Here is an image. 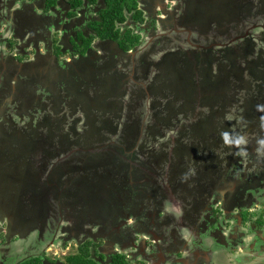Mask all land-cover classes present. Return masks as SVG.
<instances>
[{"label":"rangeland","instance_id":"rangeland-1","mask_svg":"<svg viewBox=\"0 0 264 264\" xmlns=\"http://www.w3.org/2000/svg\"><path fill=\"white\" fill-rule=\"evenodd\" d=\"M16 1L18 5L19 1ZM214 1L217 5L218 2L238 4L237 11L246 7L245 12H242V17L230 22L229 32L232 37L215 43L219 31L226 30L218 24H214L215 32L210 35L208 40L206 37V41L210 40L211 43H214L208 47L200 41V37H196L197 39L192 43L186 41V35L173 40L172 37L176 35L174 33L169 37L157 38L152 44L149 43V40L145 41L148 50L144 55L141 53L143 49L140 48L134 50V56L129 53L123 59H117L118 57L115 56L116 59L111 61L113 66L106 68V77H102L101 73L98 74L97 84L93 78L86 77L85 79L83 75V77L76 76L74 83H83L84 88L93 92L89 98L97 100L94 108L90 102L93 104L95 101H88L84 102L79 110L77 109L78 115L75 117H79V122L83 126L81 130L77 133L71 131L67 136L60 137V135L64 136L65 132H61L62 127L72 123L73 99L70 97L69 91L63 95L61 91L64 88L56 84L66 83L65 86H67L73 82L74 73L76 75L79 73L75 70L72 72L73 65L63 62V58L59 59L63 56L62 48L59 55L56 54L58 51L55 52V46L43 51L45 41L40 42V40L45 38L49 41V26L46 25V19L41 18L44 10L41 12L36 8L32 11L31 7H26L15 13L17 6L10 5L15 0H0V31H4V24L7 23L6 16L10 13L11 20L14 18L16 22H21L28 33L25 40L26 47L22 46L19 51H26L24 48L34 50V53L28 54L14 51L18 43L22 45L24 43L16 38L13 39L12 36L14 45L9 43L6 44V48L4 47L5 50L9 51L10 49L11 52L6 55L4 52L1 55L5 56L6 60L0 59V158L4 159V164H6L4 169L15 170L14 163L9 162L6 146L10 145V149L17 147L16 144L20 141L18 138L22 136L25 138L23 144L25 152H28L22 158L23 168L21 174L18 173L16 178H10L8 171L0 169V189L6 190L5 184L12 185V189L5 192L3 197L7 201L13 198L14 204L16 203L17 206L14 207L10 204V207L16 209L17 216L20 217V219L17 217L15 220L8 221L3 216L5 213L1 215L0 211V264H20L26 259L42 258L46 254H50L48 256L52 259L57 258L58 261H64L66 255L70 251L76 250L80 243L92 239L91 235L95 231H100L101 226L105 231H108L110 228L106 222H109L111 215H114L113 211L121 209L122 205L126 204L125 198L128 193L125 192L123 195L125 179L121 183L116 177L117 174L123 176L125 168L131 171L134 167L139 174L143 175L151 173V176H148L149 182H147L146 188H149L147 189L149 192L157 190L156 199L162 201L161 208L170 207L168 213L162 210V217H167L169 221H172L171 226L175 222L174 214L178 213L171 205L173 203L171 199L167 197L174 192L171 174L175 166L183 164L184 160L180 159L178 149L182 147L181 143L188 142L189 138L190 142L195 140L196 143H200L205 154L209 151L212 154L211 158L214 156V159H209L211 165L209 160H206L209 164L207 168L211 174V181L217 179V176L225 171L224 169L232 173L233 176L235 172L239 178H242L240 171L236 169L240 167L235 166L232 162L229 165L227 163L234 159L231 151L235 147H244L246 150L253 151L255 146L253 154L259 162L250 172V178L256 170L261 172L260 176L263 174L264 170L258 166L264 163V118L258 117L257 109L261 100L259 91L264 87V0ZM216 15L217 11L212 13L213 20ZM64 18L65 16L59 15L60 22L57 24L52 21L50 27H54L61 33L66 30L70 31L69 28H64L67 24V20ZM221 19L224 18L221 17ZM189 21L190 18H187L186 22L182 21V26L179 29H187L183 25L190 23ZM222 24L225 27L229 26L227 22H222ZM208 27L207 23L205 25L200 23L193 25L192 28L199 31V29H208ZM233 32L236 33L235 36ZM79 34L81 35V33ZM83 35L86 36L85 33ZM5 37L4 34L0 36V43L3 45L8 40ZM194 44L198 45L194 47ZM73 45L77 46L75 43ZM59 46L61 47V44ZM102 46L105 47L103 44ZM200 46H204L205 49H201ZM172 48L194 50L195 56H191L192 51L188 54L190 63L186 72L176 65L168 66L169 61H174L168 54L177 52L169 50ZM105 50L102 49L101 53H105ZM180 54L178 53L179 56H182ZM108 56L109 53L106 50L104 57L106 63L111 60L108 59ZM38 58L42 63H51L54 72L57 71L56 75H59L60 81L51 80L50 82L59 88L58 91L54 89L53 85L48 84V89L45 86L50 75L47 71H43L42 76L39 75V69L35 66ZM182 58V61L186 60L184 56ZM7 59L11 60L10 63ZM17 61L23 65L26 63L22 69V74L25 77L19 78L21 70L16 67ZM98 64H100L99 67L103 65V60H98ZM180 73L186 79L197 80L202 85L206 82L211 83L210 93L218 103L220 114L217 118L220 123L212 125L222 130L221 132L218 130L220 132L219 141L216 145L215 143L209 144L211 134L216 133L212 132L213 126L209 127L200 123V117L207 115L211 111L210 108L215 105L211 104L204 92L193 93L185 90V93H182L178 88L172 87V81L182 87V84H177ZM171 76L173 79L170 78ZM109 77L113 80L111 90H108L107 87ZM39 79L42 80L44 90L41 91L43 93L40 94L41 99L48 104L45 116L50 117L51 120L49 123L41 122L40 128L35 129L25 123L30 122L34 110L38 109L34 107L39 105V101L32 100L34 95L31 97V94L35 86L41 85ZM30 84L32 91L29 90L28 95L33 104H31V109L21 108L27 107V104H20L21 107H17L19 93H22L20 96L25 95L24 92H27L25 86L30 87ZM21 85L23 86L21 87ZM183 87L188 88L186 84ZM97 89H99L98 92ZM106 94L109 100L115 97V102L112 103L111 108H108L111 111V119H109V111L105 109L102 100V95ZM40 96L35 98L40 99ZM60 98H63L61 102L65 106L64 112L59 108ZM111 102L112 100L109 104ZM85 105L90 107V112L98 111L89 118L84 110ZM44 111L45 107H41V112ZM27 114L29 117L21 116ZM225 114L229 118V125L224 120L226 119ZM23 117H25L23 122L19 121V118ZM112 119L114 123L118 124L119 134L117 137L115 136L116 139L113 137L115 132L110 128ZM233 120L239 121L233 124ZM51 121L52 124H50ZM83 122L88 123L87 128ZM232 130L235 132L232 133ZM110 141L113 144L114 142L122 143V152L120 153L124 156H119L118 147L106 146ZM128 149L137 152L135 157L125 155L128 154L126 153ZM190 154V157L193 156L192 151ZM140 155H144L147 159L154 157V168L144 167L138 159ZM183 157L186 158V170L189 177H194L198 172L195 162L187 156ZM193 159L197 160L196 156ZM119 162L121 165L125 164L124 167H119ZM0 168H3V161ZM104 175L108 179L107 185L104 183L105 178L98 177ZM7 176L10 180L6 179ZM131 180L134 181V177ZM183 181L181 180V182ZM257 186L264 189V179ZM200 190L199 183L194 177L190 193H198ZM135 194L139 195V192ZM165 194L166 197H164ZM178 201L180 204L182 203L180 197H178ZM240 203L244 206L247 200H241ZM151 209H155L154 204ZM246 209L244 210L246 213L242 217L248 221L250 219L248 217L253 216V211L249 207ZM182 210L184 211L183 207ZM102 211L105 213L103 214ZM193 213L191 212L188 216L186 214L185 218L187 216V224L190 223L195 228ZM258 215L252 221H255L257 225L259 223L264 233V220L258 219ZM96 216L98 222L92 219ZM208 217L202 221L207 225L208 231L202 233L203 244L201 245L211 250L210 254L215 263L264 264V253L260 250L264 244L263 237H256L254 243L245 244L246 247L255 249L257 251L255 253L235 248L240 245L238 242L241 240L248 242L245 239H249V237L245 238V234L251 229L247 227V223H244V219L237 220L234 216L227 218L222 213L215 214V217L211 219ZM120 219H124L123 215H120ZM240 221L243 224L239 223ZM256 224L254 225L256 226ZM220 227H224L220 234L225 233L228 236L231 233L239 234L232 238H226L227 244H223L222 240L214 236L219 234ZM75 231H82V233L77 232L74 235ZM96 236L102 241L105 240L99 234ZM237 236L239 239L236 238ZM47 249H51V251L44 254Z\"/></svg>","mask_w":264,"mask_h":264},{"label":"flooded vegetation","instance_id":"flooded-vegetation-1","mask_svg":"<svg viewBox=\"0 0 264 264\" xmlns=\"http://www.w3.org/2000/svg\"><path fill=\"white\" fill-rule=\"evenodd\" d=\"M18 1V5L16 0L13 3H10L12 6H17L15 8V13H17V10L22 11L26 7H31L32 11L36 10V8H40L41 12L44 10V12H42L41 18H45L46 25L48 24L49 26V41L45 39L43 51H45L47 48H52L56 43H60L63 56L59 59L63 58V62L73 65L72 72L75 70L79 73L78 75L74 73L72 77L73 82H71L69 85L65 86L66 83L57 84L65 89H63L61 93L64 95V93L69 91V93L74 96L72 97L73 104H77L76 106L78 107V110L81 108L84 102L88 101H95L93 104L90 102V105L92 108H94L97 99L92 100L89 98L93 92L87 88H84L83 83H74L76 76L81 75L80 77L84 76L85 79L86 77L93 78V81H95L97 84L98 74L101 73L102 77H106V71L108 68L113 66L111 61L116 59L115 56L118 57L117 59H123L126 57L127 52L122 51L116 41L96 37L91 47H89L83 54L80 50L74 47L71 40L74 38V40L77 41L81 31L85 33L87 37H90L92 33H94L90 29L89 24L93 21L101 19L100 11L106 8V0H97L96 3H91L90 0H83L82 5L78 8H74L70 3L63 0H58L55 5L47 4L46 0ZM228 4L230 5L231 2ZM139 6L145 16L144 22L141 23L129 17L123 24V28H132L136 33L141 34L142 46L137 49L142 48L143 51H141V53L143 55L148 50V45H146L147 43H145V41L149 40V43L152 44L157 38L160 39L162 37H169L174 33H176V35L172 37L173 40L183 38L185 35L187 37L186 41L191 43L194 42V40H196L198 37L205 39L208 36V29L197 31L192 28L193 24L198 22H201L202 24L211 22L213 20L212 13L219 10L223 13L224 7L219 2L217 5L214 0H140ZM237 7L238 6H236V8ZM224 12H226L225 9ZM71 13L72 15L70 16ZM59 15L65 16L64 19L67 20V24L64 28H69L70 31L66 30V32L61 33L60 31L58 32L53 26V28L50 27V23L52 24L54 22L58 24L60 22V19H58ZM184 15H186V17H184ZM6 17L7 23L4 24V31H0V36L1 34H4V36L6 35V40H12L11 37L13 36V39L16 38L24 43L23 45L20 43L17 44V50L15 51L21 52L19 50L22 46L25 47V40L28 37L26 35L28 34L26 33V30L24 29L21 22H16L14 18L11 20L10 13ZM187 18H190V23L183 25V27H186L187 29L180 30L179 27L182 26V21L186 22ZM102 44L105 47H103ZM196 45L194 44L193 46L195 47ZM38 46L39 43L37 47ZM200 47L201 49H204V46ZM102 49H106L109 53L108 59L111 60H109L107 63L104 62L106 50L105 53L102 54ZM188 49L190 48H185L184 50L182 48L181 50L175 48L169 49L172 51H177L169 54H171L173 60L180 59L179 61L181 62L179 63L182 65H178L176 61L175 63L176 66H178L183 72L187 71L188 64L190 63V57H188V54L192 51L191 56H195L194 50ZM21 53L28 54L34 52L23 51ZM128 53L134 56V50H131ZM178 53H181L182 56L186 58V60L182 61L183 58H180ZM44 58L47 59L46 57ZM98 60H103V65L100 67ZM7 61H9V59H7ZM75 62H78V64H75ZM37 65L40 68H43L42 70L40 69L42 72L47 71L50 73V79H55L58 82L60 81L59 75L57 74L58 77H56L57 71L54 72L51 63H42L38 58ZM24 66H26V63L23 65L17 61L16 67L17 69L20 68L21 73ZM107 82V87L109 88L108 90H111L113 80L109 77ZM177 84H182V87L177 86L173 81L171 85L172 87L178 88L182 93H185V90L189 92L193 90V93H199L197 90L198 88L201 92L206 94L207 98L210 99V102L214 100L210 93V82H206L202 85L197 80L186 79V77L180 73ZM185 84L188 87L187 89L186 87H183ZM96 91L98 92L99 89ZM25 93L26 92H24V94ZM102 100L105 105V109L108 110V108H111L112 103L115 102V97L110 99L112 100L110 104L107 94L102 95ZM26 102L27 103L23 101H17V107L20 108V104H27L28 107L21 108L31 109L29 108V102ZM213 107H211L210 110H212ZM59 108L62 110V112H64V103L60 104ZM89 108L90 107L86 105L84 106V109H88L86 114H88V117L91 118L92 115H95L96 111L98 110H96L94 113L90 112ZM74 111L77 113L76 108ZM110 114L111 111H109L108 114L109 119H111ZM201 124L209 125L210 123L205 124V122H202ZM213 143L216 145V141H211L209 139V144L212 145ZM255 149V146L253 147V151L246 150L244 147H235L233 151H231V153L233 152L232 157L234 159L228 161L227 163L229 165L232 162L235 164V166L240 167L236 169L240 171L242 178H239L235 172L233 176L232 173L224 169L225 171L221 172L217 176V179L211 181V174L208 172L209 170L206 171L203 168L202 170L204 174H202V172L199 171L200 169L196 166V170H198V172L194 177L199 183V188H201L200 192L190 193L194 177H188V179L184 180L183 182L180 181L178 184L173 183L174 185L172 186V190L174 192L167 196L173 202L171 205L178 212L177 214H174L175 222L172 223L173 226H170L172 221H169L167 217H162V210L168 213L170 207L168 206L166 208H161L160 206L162 201L156 199L157 190L155 189L153 192H149L147 190L149 188H146L148 186L147 182H149L148 176H151V173L145 175L141 173L139 174V172L136 171L134 167L131 169V171L128 169L124 171L123 176L125 177V190H123V195L125 192L128 193L125 198L126 204L122 205L121 209L118 208L113 211L114 215H111L109 222H106L109 224L108 228H110L108 231H105L104 227L101 226L100 231H95V233L92 235L90 234L91 238L95 240L100 239L96 236L98 234L99 236L105 238L100 246V250L105 254L106 257L103 262L105 264H110V256L112 254L122 253L127 256V259L129 262H131V264H184L186 259L190 260V264H217L212 260V256L210 254L211 250L206 249L201 245L203 244L202 233L204 231H208L207 225L202 221L208 216L210 219L215 217V214L217 213H222L223 215L225 214L227 218L228 216H234L237 218V220L242 221L244 219L242 215L244 216V213H246L244 210H247V207L253 211V216L248 217L250 218L248 221L244 219V223H247V227L251 229L245 234V238L249 237V239H245L248 242L241 240V242H238L240 245L235 248H238L239 250L243 249L246 252H257L255 249L245 246V244L249 242L254 243L256 237L264 238L262 226H260L259 223L257 225L255 221H252V219L256 218L257 214L260 215H258V219L261 218L264 220V189L257 186L261 183L262 179H264V171L260 176L261 172L256 170L255 174L250 178V172L252 171L251 168L253 169L254 165L259 162L255 154H253ZM193 152L196 156V159L198 160L197 164L200 167L203 166L201 160L205 162L207 166H209L208 161H206L212 157V154L209 151L205 154L203 148L198 146ZM211 159H214V156ZM153 167L154 166L152 165L150 168L152 169ZM258 167L264 170V163L260 164ZM132 177H134V181L131 180ZM218 184L219 187H217ZM137 191L139 192V195L135 194L138 193ZM1 193L2 190L0 189V194ZM188 193L190 194L188 195ZM164 197H166V194ZM178 197L181 198L182 205L180 204V201H178ZM241 200H247V203L243 206L240 203ZM153 204L155 205V209H151ZM182 207L184 211L182 210ZM191 212H194L193 215L195 228L192 224H187L186 222L187 216ZM186 214L187 216L185 218ZM120 215H123L124 219H120ZM12 216L13 218L9 216L10 219L15 220L17 217L20 219L16 213ZM241 221L239 223L243 224ZM249 224L250 226H248ZM254 224H256L258 229ZM222 230H224V227H220V230L218 231L219 234L214 236L222 240L223 244H227L226 238H232L233 236L239 234L231 233L229 236L225 233L220 234ZM77 232L82 233V231H75L74 235H76ZM198 237L199 239H197ZM236 238L239 239L238 236ZM262 242L264 241L262 240ZM260 250L262 253H264V244ZM47 251H51V249L45 250L44 254H46ZM48 255L50 254H46L44 257L43 264H59L60 260L58 261L57 258L52 259ZM184 257L187 258L184 259ZM61 262L64 261L61 260Z\"/></svg>","mask_w":264,"mask_h":264},{"label":"trees","instance_id":"trees-1","mask_svg":"<svg viewBox=\"0 0 264 264\" xmlns=\"http://www.w3.org/2000/svg\"><path fill=\"white\" fill-rule=\"evenodd\" d=\"M46 1H47V4H49V5H55L58 0H46ZM63 1H66V2L70 3L71 6H73L74 8L80 7L82 5V3H83V0H63ZM96 1L97 0H90L91 3H96ZM227 3H229V2L221 3L222 6L225 7V8L223 7V13L220 12V10L217 11V15L215 16V20H212L211 22L207 23L209 25L207 39H209L210 35L215 32L214 31L215 29L213 27L214 24L215 25L218 24V25L222 26L223 28H226V30L224 32H222L221 30L219 31V33H218L219 36H218L217 40L215 41V43H220L222 41H225V39L227 37H232L231 32H229L230 22L231 21H235V20L239 19L240 17H242V12H245V10H246V7H243V10L237 11L236 10V6H238V4L235 5L234 3H231L229 5ZM139 4H140V0H106V8H104V9H102L100 11V18L101 19L93 21V22H91L89 24L90 29L94 33H92V35L90 37H87V36H84L83 32L81 31L80 32L81 35L79 34L78 40L76 41V40H74V38H72V40H71L72 43H75L77 45L76 48L78 50H80L81 53H83V54L85 53V51L89 47H91V45H92V43H93V41H94V39L96 37H99V38H102V39H106V40L116 41L118 43L120 49L122 51H124V52H127V53L130 52L131 50H135V49L139 48L140 46H142V36H141V34L136 33L132 28H126V27L123 28V24L127 21V19L129 17H131L134 20L139 21L141 23L144 22L145 16H144L143 11L140 8ZM224 9L226 10V12H224ZM71 15H72V13L70 14V16ZM219 16H220V18H218ZM221 17H223L224 19H221ZM222 22H227L229 26L225 27L222 24ZM200 23L201 22L194 23L193 25H195V24L198 25ZM205 24H203V25H205ZM199 30H202V29H199ZM233 34H234V36L236 35V33H233ZM203 37H205V36H203ZM41 40L45 41V38L41 39ZM2 41H4V40H2ZM80 41H81V45L79 43ZM200 41L203 42L204 45H206V47L210 46L211 44H214V43H211L210 41L209 42L206 41V38L205 39L201 38ZM9 43L14 45L12 40H7L4 45L2 43H0V57H1L0 59L3 58V60H6L5 56H1V55L4 52H5L4 53L5 55H6V53L11 52L10 49H9V51L5 50L6 44H9ZM223 43H225V42H223ZM54 46H55V52L58 51V53H56V54H58V55L61 54L60 53L61 52V47L59 46V44H55ZM24 50L34 52L33 49L32 50L24 49ZM168 55L171 56V54H168ZM179 57L181 58L182 56H179ZM19 60H21V58H19ZM172 60H173V58H172ZM179 60L180 59L174 60L172 62L169 61L168 66L172 65V64L176 65L175 61L178 63V65H182V64L179 63ZM35 66L37 67V69H39V72H40L39 75L42 76V74H41L42 71L40 70L41 68L37 65V63L35 64ZM26 70L27 69H25V72H27ZM48 74L50 75V73H48ZM22 76H23L22 73L19 74V78L22 77ZM23 77H25V76H23ZM170 78L173 79L172 76ZM39 82L41 83L42 80L39 79ZM42 85L43 84L41 83L40 86H35L34 87V91L31 90V84H30V87L25 86V87H27V90H26L27 92L25 93V95H27V96H25V95L20 96L19 95L17 97V101H21L22 102V101L26 100V101H30L29 103H31L32 100H36L37 98H35V97H38V95L40 96V94L41 95L43 94L41 92V91H44ZM22 86L23 85H21V87ZM45 86H47V85L45 84ZM47 89H48V87H47ZM29 90L32 91L31 97H32V95H34L32 100L30 99V97L28 95V93H30V92H28ZM197 90L199 92H201L198 88H197ZM39 92H41V93H39ZM259 96L261 97V100L258 103L257 115H258V117L264 118V87H262V89L259 91ZM70 97H74V96L71 95V93H70ZM40 99H41V96H40ZM61 100H63V98H60L59 104H63V102H61ZM42 103H43V105H42ZM42 103H39V105L37 104L34 107V108L37 107L38 109L34 110V112H33L34 114L30 117V122L31 123L28 122V123H25V125L29 124L30 127H32V128L34 127L35 129H39L40 126H41L40 125L41 122L42 123L45 122V121L48 122V123L50 122V120H51L50 117L45 116L46 115V110H47L46 108H48L47 107L48 104L45 101H43V100H42ZM211 104H214L215 107H213V109L209 113H207V115L200 117V122L201 123L202 122H205V124L210 123L209 125L207 124V126H209V127H212L213 126L212 124H219L220 123L217 120L218 116H220L219 109H218V103L214 99L211 102ZM76 105L77 104H72V106H71L72 111H74L75 108H76V111H77L78 107ZM41 107H45V111L44 112H41ZM256 108H257V105H256ZM84 110L88 111V109H84ZM231 111H233V110H231ZM28 115L29 114L21 115V116L29 117ZM76 115H78V112L76 113L74 111L73 112L72 123L70 125H68V126H64L65 128L62 127L61 132H63V131H65V132H64V136L60 135V137L67 136L68 134H70L71 131H75L77 133V132H79V130H81V128L83 126H81V123L79 122V117H75ZM225 115H226V119H224V120H226V124L229 125V122H228L229 118H228L227 114H225ZM25 117L19 118V121L23 122V119ZM238 121L233 120L232 123L236 124V123H238ZM33 122H34V124H32ZM50 124H52V121H51ZM83 124H85V126L87 128V126H88L87 124L88 123L83 122ZM110 128H111V130H113L115 132V133H113L114 134L113 137L116 139L117 135L119 134V129H118V124L116 122L114 123L113 119L110 122ZM212 129H213L212 132H216V133L215 134L214 133L211 134L212 137L210 138V140L211 141L214 140L217 143L219 141L218 135H219V133L222 130L220 128H217V127H214V126H213ZM218 130L220 132H218ZM234 132L235 131L232 130V133H234ZM88 136H90V135H88ZM11 138L12 137L10 136V139ZM18 139H20V141H18V143L16 144L17 147L10 149L9 143H8L9 146H6V148H7L6 153H7L9 162H13L14 163V169L15 170L14 171H9L8 168H7V170H5L4 167H5L6 164H4V159L0 158V163H1V161H3V168H0V169L4 170V171H8L9 172L8 176L10 175V178H13V177L16 178L18 176L17 175L18 173L21 174V171H22V168H23L22 158H24L28 154V152L27 153L25 152V149H24V146H23V144L25 142V138H23L21 136V138L19 137ZM189 139H188V142L181 143L182 147H180L178 149V153H179L178 155H179L180 159L184 160V162H183V164L181 166H175L174 167L175 169H174L173 173L171 174L172 183H177L178 184L181 180L183 181V180L188 179L189 175H188V171L186 170V163H185V159L186 158H184L183 156H187L188 157L191 151L193 152L195 150V148H197L198 146H201L200 143H196L195 140L193 142H190ZM12 140H14V139H12ZM119 143L118 142H114V144H113V142L110 141V142H108L106 144V146L114 145V146L118 147L117 148L118 151L120 150L118 152L119 156H124V155H122V153H120V152H122V150H121L122 149V147H121L122 143H120V144ZM189 144H191V145H189ZM82 151H85V150H82ZM0 152H1V150H0ZM126 153H128V154H125V155H132V156L135 157L137 152H135L133 149H128L126 151ZM194 156L195 155H194V152H193V156H191V157L189 156L188 158L193 160L195 162V165L200 169L199 171H201L202 174H204L202 169L204 168L206 171H208L207 165L205 164V162H203L201 160L203 166L200 167L197 164V160L195 161L193 159ZM138 159H140V161H141L142 165H144V167H149L150 168L155 163L154 157L150 158V159H147L144 155H140L138 157ZM245 161H247V160H245ZM118 165H119V167H121V166L124 167L125 164L121 165V162H119ZM127 169L128 168H125L124 170L126 171ZM121 175L122 174H117L116 177H118L119 181L121 183H123V180L125 179V177L121 176ZM8 176L6 177V179L10 180V178H8ZM98 177L100 179L105 178L104 183H106V185H107L108 179H106V175H104L102 177L101 176H98ZM178 179H179V181L177 182ZM4 187L6 188V190H3L1 195H0V198H1L0 199V211H1V215L5 213V215H3V216L6 219H8V221H9L10 217L13 218L12 215H15V213L17 214L16 209L11 208L10 204H12V206H14V207H16L17 205H16V203L14 204L13 198H10L9 201H7L6 198L3 197L5 192H7L8 190L12 189V185L9 184L7 186L5 184ZM102 212H103V214L105 213L104 211H102ZM92 219L95 222H98L97 216L95 218H92ZM11 220H13V219H11ZM11 225H12V223H11ZM102 243H103V241L101 239H99V241L95 240V239H88L86 241H83L82 243L79 244V246L76 248V250L70 251L69 254L66 255V257L64 258V262L60 261L59 264H105L103 262L105 260V258H106L105 254L100 250V246H101ZM45 256L46 255H44V257ZM44 257H42V258L41 257H32V258L24 260L20 264H43ZM110 264H131V262H129V260L127 259V256H125L124 254L115 253V254H112L110 256Z\"/></svg>","mask_w":264,"mask_h":264},{"label":"crops","instance_id":"crops-1","mask_svg":"<svg viewBox=\"0 0 264 264\" xmlns=\"http://www.w3.org/2000/svg\"><path fill=\"white\" fill-rule=\"evenodd\" d=\"M38 10L41 11V9H38ZM26 33H27V32H26ZM27 34H28V33H27ZM42 41H43V40H40V42H42ZM53 77H54V76H53ZM56 77H58V75H57ZM51 80H53V81H57V80H55V79H47V80H46V83H47V84H46V85H47L46 87L49 88L48 84L54 86V84H51V82H50ZM56 85H57V84H56ZM12 86H13V85H12ZM54 87H55V86H54ZM59 87H60V86H59ZM54 89L57 90V91L59 90V88H56V87H55ZM55 92H56V91H55ZM19 95H21V94H19ZM25 96H26V95H25ZM36 100L39 101V103L42 102V100L39 99V98H37ZM23 102L27 103L26 100H24ZM29 104H30V107H31V104H32V103H29ZM32 105H33V104H32ZM27 107H28V106H27ZM30 107H29V108H30ZM185 258H187V257H184V259H185ZM184 259H183V260H184ZM184 262H185L186 264H190V260H189V259H186ZM185 263H184V264H185Z\"/></svg>","mask_w":264,"mask_h":264},{"label":"water","instance_id":"water-1","mask_svg":"<svg viewBox=\"0 0 264 264\" xmlns=\"http://www.w3.org/2000/svg\"><path fill=\"white\" fill-rule=\"evenodd\" d=\"M251 170H252V168H251Z\"/></svg>","mask_w":264,"mask_h":264}]
</instances>
